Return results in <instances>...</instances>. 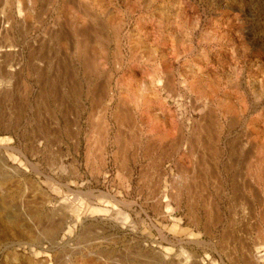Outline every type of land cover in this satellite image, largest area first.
I'll return each mask as SVG.
<instances>
[{"label":"rangeland","instance_id":"rangeland-1","mask_svg":"<svg viewBox=\"0 0 264 264\" xmlns=\"http://www.w3.org/2000/svg\"><path fill=\"white\" fill-rule=\"evenodd\" d=\"M102 2L105 22L78 27L73 46L51 33L62 0L31 13L0 0V264H264V0ZM231 45L232 78L218 79L239 119L218 133L221 110L203 119L183 68L207 50L225 62ZM164 50L174 134L158 142L140 133L162 119L126 118L118 98Z\"/></svg>","mask_w":264,"mask_h":264},{"label":"bare ground","instance_id":"bare-ground-1","mask_svg":"<svg viewBox=\"0 0 264 264\" xmlns=\"http://www.w3.org/2000/svg\"><path fill=\"white\" fill-rule=\"evenodd\" d=\"M7 1V0H6ZM20 4L19 7L22 8L21 6H23L22 4V0H18ZM38 1L39 0H28L27 2L25 1V8L27 7L31 12L35 11L37 6H38ZM153 1V0H152ZM2 2V1H1ZM49 2V1H48ZM55 2V1H54ZM58 1H56L57 3ZM62 5L60 4V8L61 11H59L56 15L57 21H56V26H53L54 29H52L51 26V33H55V35L57 34V32L59 34L62 33L65 36V40L66 41H70L73 42V46L76 45L77 41H78V32H76V29L79 28H88V25H91V21L98 20L97 24L100 22H103L104 19V15H106V9H104L105 5L102 2V0H62ZM105 2V1H104ZM175 2V1H174ZM178 1H176L177 3ZM181 2V1H179ZM178 2V3H179ZM7 4V2H4ZM1 4V3H0ZM52 4V3H51ZM50 4V5H51ZM173 4V3H172ZM170 4V5H172ZM17 5V4H16ZM17 5V7H18ZM49 5V6H50ZM176 5V4H175ZM4 6V5H3ZM109 6V5H108ZM174 6V5H173ZM75 8H77V10H80L82 13H77V11H75ZM166 8V7H165ZM164 9V8H163ZM46 11H48L47 9H45ZM53 10V9H52ZM181 10V6H178L173 10L174 14L176 12H179ZM44 11V13L47 12ZM58 11V10H57ZM164 10L161 11V17L164 18L163 15ZM28 15H24L20 17V19H22V21L27 24L30 23V14L27 13ZM110 14V13H109ZM160 15V14H159ZM44 16V15H43ZM58 16V17H57ZM177 16V15H175ZM174 16V18H175ZM173 16H170L169 19H172ZM37 19V18H36ZM11 21V19L9 20ZM13 21V20H12ZM54 21V20H53ZM180 21V19H179ZM105 22V21H104ZM22 23V22H20ZM39 23V22H38ZM175 23V22H174ZM11 24V23H10ZM96 24V25H97ZM104 24V23H103ZM28 25V24H27ZM95 24L92 23V26H94ZM101 25V24H100ZM91 26V27H92ZM105 26V25H104ZM102 25V27H104ZM118 26L115 25V27ZM180 26V25H179ZM29 27V26H28ZM90 27V26H89ZM96 27L98 26H94L95 30ZM154 27V26H153ZM78 28V29H79ZM175 28V27H174ZM11 29V28H10ZM100 29V28H97ZM103 29V28H102ZM105 29V28H104ZM179 29V28H177ZM50 30V28H49ZM48 30V33H49ZM89 29H87L86 31H88ZM92 31V28L90 29ZM89 30V32H90ZM152 29L150 30H146L145 32L147 33L145 37L142 38V40H146L147 41V37L152 35L151 32ZM83 31V29H82ZM94 31V30H93ZM92 31V32H93ZM102 31V30H101ZM119 31V30H118ZM177 34H179V30H176ZM97 32V31H96ZM100 32V31H99ZM50 33V34H51ZM91 33V32H90ZM173 33H175L173 31ZM222 33V32H221ZM58 35V37H62L61 35ZM85 34H88L85 33ZM101 34V33H100ZM46 35H48L46 33ZM45 35V36H46ZM54 35V34H53ZM52 35V36H53ZM89 35V34H88ZM87 35V36H88ZM105 35V33H104ZM102 34V36H104ZM117 35H119L117 33ZM142 36V34H140ZM166 35V34H165ZM181 35V34H180ZM214 35V34H213ZM51 36V35H50ZM51 36V37H52ZM108 36V35H107ZM140 36V37H141ZM153 36V35H152ZM173 36V35H170ZM177 36V35H176ZM179 36V35H178ZM47 37V36H46ZM56 37V36H55ZM169 37V34H168ZM217 37V36H216ZM221 37V36H220ZM6 38V37H5ZM45 38V37H44ZM50 38V37H49ZM54 37H52L53 39ZM64 38V37H63ZM96 38V37H94ZM153 38V37H152ZM222 38V37H221ZM11 39V38H9ZM47 39V38H46ZM45 39V40H46ZM51 39V38H50ZM85 39V38H84ZM83 39V40H84ZM97 39L99 40L100 38L97 35ZM120 39V38H119ZM156 39V38H155ZM169 39L172 40V37H170ZM212 39V38H211ZM64 40V46L61 48H64L65 51L63 50V52H65L66 54L68 53L69 58L72 59V57H74V55L72 56L71 54H75L76 51V46L75 49L73 47V53H70L71 50H69L68 48V44L70 43H66V41ZM82 39H80L81 41ZM102 40V39H101ZM151 40V39H150ZM215 40V39H214ZM86 41V40H85ZM152 41V40H151ZM47 42V40H46ZM61 42L62 39H61ZM60 42V43H61ZM83 42V41H82ZM91 42V41H90ZM94 46L97 47L99 45V42L94 40ZM215 42V41H214ZM67 45H66V44ZM85 43V42H84ZM101 43V42H100ZM218 43V42H217ZM53 44V43H52ZM118 44V43H117ZM152 44V43H151ZM61 45V44H59ZM62 46V45H61ZM122 46V45H121ZM52 47V46H51ZM100 47V46H99ZM107 47V46H105ZM36 48V47H35ZM211 49V48H210ZM229 49V55L227 57V66L224 65L225 62H223V60L219 57V55H221V53L218 55V53H215V50H207L206 52L203 51L200 58L196 61V62H191L188 63L187 65H185L184 69V75L186 77V80H184V86L185 88L190 91L192 94H194L196 96V101H198V103H200V112H202L203 114V119H204V115L208 114H213L215 108L221 110L219 112H221V116H222V121H218V123L216 122V126L218 124V133H221L227 126L229 127H234L236 124L237 119H239V113L237 111V102H234L233 100L235 99V97L230 93L231 91H229L227 88H230V82L227 83V86L225 88H223L222 82L218 79V73L219 71H222L224 74H226L227 77V81H230L232 78V74L234 71V66L235 63L233 62V58L232 55L233 53V48L232 45L231 47L228 48ZM117 50V49H116ZM167 50V49H166ZM162 51V59L163 61H161V63L156 66L153 70V77L147 81V80H142L137 82V85L135 87V89L130 92L131 90H129L128 88H121V92L119 94V103L118 106L124 107L125 110L127 111L124 115L126 116V118L129 119H135L137 118L138 115H140V113L142 114V116L145 117V119L142 117L141 119V123L143 125V123L149 125L151 123V121H153V119H157L164 122V124H162V126H160V128H149L144 130L143 128L141 129L140 125L138 128L139 132L141 129V135L144 134L145 136H148V138H156L158 140V142H162L163 140L167 139V138H172L173 137V124L171 122H169V115L165 112L166 110L163 108L165 99L162 97V93L160 92L161 89L165 90L166 87H168L170 85L169 82H167V80L169 79L168 76H170L169 74L171 73V67H172V63L173 61L170 62L169 64V60H170V54L169 51ZM120 52V51H119ZM118 52V53H119ZM105 54L101 56H99V60L97 63V67L103 63V58L106 55V51L104 52ZM160 53V52H159ZM63 54V53H62ZM96 54V53H95ZM227 54V53H226ZM64 55V54H63ZM67 56V55H65ZM144 56V55H143ZM75 58V57H74ZM223 58V57H222ZM172 59V58H171ZM58 60V59H57ZM84 60V59H83ZM61 64V63H60ZM56 65V63H55ZM104 65V63H103ZM60 66V65H59ZM71 66V65H68ZM102 66V65H101ZM89 68V67H88ZM135 68V67H134ZM11 71V70H10ZM97 71V70H96ZM61 73V72H60ZM74 73V72H73ZM72 75V74H71ZM107 78H110L109 76ZM168 78V79H167ZM173 78V77H172ZM12 79V78H11ZM108 81H110V79H108ZM169 81V80H168ZM208 83H205V82ZM158 82V83H157ZM105 83V82H104ZM109 83V82H108ZM147 83V84H146ZM157 83V84H156ZM225 83V82H224ZM106 85V84H105ZM173 85V84H172ZM158 86V87H157ZM123 87V86H122ZM133 87V88H134ZM174 88V87H172ZM208 88V90H207ZM231 90V89H230ZM175 91V90H174ZM257 92L260 94H264V91L262 89V87L260 85H258L257 87ZM170 95V94H169ZM193 98V97H192ZM112 100V99H110ZM233 102V103H232ZM239 104V102H238ZM215 108H214V107ZM65 111V110H64ZM119 112L118 110H115V112L113 113V116L115 117L116 120L120 121L122 124L124 121H126V118L123 115V118H125V120H121V118L119 116ZM201 114V115H202ZM215 116L217 117V113H215V115H212V117ZM113 117V118H114ZM122 117V116H121ZM211 117V116H209ZM154 120V121H155ZM207 120V117H206ZM212 120V119H211ZM134 121V120H133ZM200 121V120H199ZM212 121V122H214ZM106 125L109 126L108 121H105ZM128 122V121H126ZM157 122V121H156ZM155 122V123H156ZM160 122V121H159ZM162 122V123H163ZM210 123H212L211 121H209ZM117 123V122H116ZM198 123V122H197ZM208 123V122H207ZM119 124V125H120ZM161 124V122H160ZM203 124V123H202ZM104 124V126H106ZM130 125V124H128ZM204 125V124H203ZM214 125V124H213ZM146 126V125H145ZM147 127V126H146ZM207 127V126H206ZM208 127H213V126H208ZM215 127V126H214ZM106 128V127H105ZM264 128V127H263ZM120 129V128H119ZM208 129V128H207ZM104 130V129H103ZM109 130V129H108ZM203 130V129H202ZM213 130V129H212ZM248 130V129H247ZM122 131V130H121ZM208 131V130H207ZM97 132V131H96ZM137 132V131H136ZM202 132V131H200ZM214 133V130L211 131ZM194 133V132H193ZM119 134V133H118ZM138 134V133H137ZM196 134V133H195ZM194 134V135H195ZM215 134V133H214ZM213 135V138H215ZM97 135V134H96ZM136 135V134H135ZM140 135V136H141ZM201 135V134H200ZM210 135V136H212ZM94 136V135H93ZM208 136V135H206ZM219 137V136H218ZM247 137V136H246ZM257 137H259L257 135ZM217 138V137H216ZM155 139V140H156ZM129 140V139H128ZM152 140V139H151ZM215 140V139H213ZM253 140L256 142L258 139L257 138H253ZM150 142V141H149ZM90 143V142H89ZM263 144H261V146H264V139H263ZM150 144V143H149ZM186 144V143H185ZM209 144V143H208ZM190 146V144H188ZM90 147V146H89ZM188 147V146H187ZM196 147V146H195ZM207 147V146H206ZM213 147V146H212ZM240 147V146H239ZM93 148V147H92ZM191 148V146L189 147ZM231 148V147H230ZM194 149V148H193ZM209 149V148H208ZM215 149V148H214ZM189 150V149H188ZM192 150V149H191ZM201 150V149H200ZM206 152V151H205ZM252 152V151H251ZM116 155V154H115ZM247 155V154H246ZM194 156V155H193ZM202 156V155H201ZM201 158V157H200ZM120 159V158H119ZM253 159V158H252ZM104 164V163H103ZM105 165V164H104ZM208 167V166H207ZM254 168V167H253ZM183 170V169H182ZM197 173V172H196ZM184 174V173H183ZM193 179V178H192ZM206 179V178H205ZM263 179V178H262ZM200 181V180H199ZM254 193V191H253ZM7 218V217H6ZM169 254V253H167ZM167 254H161V257H165L167 258ZM175 256V255H174ZM182 257V256H180ZM157 258V257H156ZM173 258V257H172ZM162 259V258H161ZM175 260V259H174ZM91 262V261H89ZM165 262V260H164ZM168 264V261L165 263Z\"/></svg>","mask_w":264,"mask_h":264}]
</instances>
